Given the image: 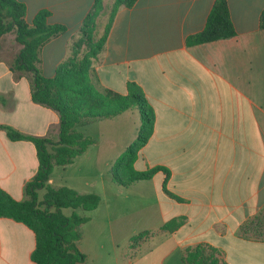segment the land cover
Masks as SVG:
<instances>
[{
  "label": "crops",
  "instance_id": "crops-1",
  "mask_svg": "<svg viewBox=\"0 0 264 264\" xmlns=\"http://www.w3.org/2000/svg\"><path fill=\"white\" fill-rule=\"evenodd\" d=\"M16 1L26 7V23L46 10L49 24L66 27L38 53V71L52 77L95 0ZM215 2L137 0L115 14L93 63L92 83L100 92L124 95L130 83L141 88L154 112V128L134 168H167L165 187L180 201L163 191L165 175L158 172L119 190L114 214L105 175L135 141L139 112L133 107L78 124L76 131L94 143L48 183L101 196L77 242L86 264H186L187 251L197 245L215 248L222 264H264V0H226L235 35L188 46ZM20 49L13 33L0 37V126L56 142L57 113L32 102L30 74L13 68ZM75 165L72 178L67 171ZM37 168L34 145L11 141L0 128V188L23 200ZM179 217L184 218L179 229L160 231ZM144 231L152 234L130 248L131 238ZM34 247L30 229L0 218V264H34Z\"/></svg>",
  "mask_w": 264,
  "mask_h": 264
},
{
  "label": "trees",
  "instance_id": "trees-1",
  "mask_svg": "<svg viewBox=\"0 0 264 264\" xmlns=\"http://www.w3.org/2000/svg\"><path fill=\"white\" fill-rule=\"evenodd\" d=\"M137 0H109L108 17L102 34L96 39L93 31L95 19L104 6L102 0H95L84 19L80 36L74 40L67 58L57 65L52 77H44L37 68L40 48L51 38L66 31L63 25L48 23L50 13L39 11L31 24L26 23V7L16 0H0V37L13 33L21 46L13 68L30 74V95L33 103L55 111L59 118L58 140L52 142L46 137H35L16 131L9 126H0L11 141H29L36 150L38 168L35 175L25 184L21 201L15 200L0 188V218L21 223L32 231L35 247L30 255L34 264H84L77 242L81 238V227L89 217L81 216L75 210L91 212L98 208L100 197L96 194H79L66 186L53 188L48 181L55 167H64L82 155L93 139L76 131L82 122L116 117L136 107L140 116V127L135 141L111 167L114 184L129 187L140 181L151 180L158 172L165 175L163 191L172 199L178 197L167 191V168L156 166L144 171L134 168L140 150L146 145L154 128V112L141 88L128 84L127 94L112 90L98 91L92 83L93 63L103 50L107 35L116 12L120 7H132ZM260 28L264 30V9L260 15ZM235 30L230 19L226 0H216L204 29L187 39L188 46L232 38ZM43 195L40 196V193ZM63 209H72L70 216ZM184 224V218H173L163 224L161 232L173 233ZM152 233L144 231L130 240L135 249ZM186 264H222L218 251L209 245H197L189 249ZM224 264V263H223Z\"/></svg>",
  "mask_w": 264,
  "mask_h": 264
},
{
  "label": "rangeland",
  "instance_id": "rangeland-1",
  "mask_svg": "<svg viewBox=\"0 0 264 264\" xmlns=\"http://www.w3.org/2000/svg\"><path fill=\"white\" fill-rule=\"evenodd\" d=\"M108 2L102 7L100 13H98V16L96 17L95 19V27H94V31H93V34H94V37L97 39L103 32V29H104V26L106 24V21H107V17H108ZM93 129V128H92ZM124 153V152H123ZM122 153V154H123ZM121 154V155H122ZM119 155L118 158L116 160L113 161V164L112 166L115 164V162L119 159V157L121 156ZM111 166V167H112ZM62 167H55L53 169V174H51L54 178L57 177L62 171ZM76 171V165L75 167L69 169V171L67 172H70V176H75V172ZM105 180L106 182H109V186H111V190H109V197H110V202L113 204L115 210H113V213L116 214L117 213V207H118V191L119 190H122L124 187H120L116 184L113 183L112 181V176H111V168L109 170V173L107 175H105ZM43 195V192L40 193V196ZM98 195V194H97ZM99 197H101L100 195H98ZM62 212L64 213V215L66 216H70L74 211L72 209H63ZM75 212L81 216H87L89 217L91 212H84L82 210H75ZM114 217V216H113ZM85 225V224H84ZM84 225H82V228L84 227ZM138 225H143V224H139ZM142 227V226H141ZM89 231V229H88ZM87 231V233H88ZM104 244H105V248H108V250L110 248V244L108 243V241L105 239L104 240ZM144 246H147V247H143L145 249L149 248L150 245H144ZM120 247V246H119ZM119 249V248H118ZM110 250L108 252H110ZM110 253H113L112 251ZM119 256H120V253H118ZM112 256V255H111ZM175 256H173L172 258H174ZM170 261H168L166 264H169ZM87 262H85L84 264H86Z\"/></svg>",
  "mask_w": 264,
  "mask_h": 264
}]
</instances>
